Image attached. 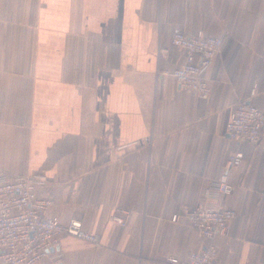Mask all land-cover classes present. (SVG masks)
I'll return each instance as SVG.
<instances>
[{
    "label": "crops",
    "instance_id": "crops-1",
    "mask_svg": "<svg viewBox=\"0 0 264 264\" xmlns=\"http://www.w3.org/2000/svg\"><path fill=\"white\" fill-rule=\"evenodd\" d=\"M175 31L222 39L207 98L171 74L187 52ZM238 100L264 110V0H0V173L44 176L46 215L99 236L65 235L35 264H170L204 248L171 216L237 150L218 200L235 215L208 243L217 264H264V136H226Z\"/></svg>",
    "mask_w": 264,
    "mask_h": 264
},
{
    "label": "built area",
    "instance_id": "built-area-1",
    "mask_svg": "<svg viewBox=\"0 0 264 264\" xmlns=\"http://www.w3.org/2000/svg\"><path fill=\"white\" fill-rule=\"evenodd\" d=\"M172 43L187 50L182 62L171 72L177 85L199 98H207L210 86L203 70L219 52L222 39L202 32L188 34L175 31ZM225 134L238 142L256 143L264 136V110L248 100H238L230 111ZM150 140L149 138L145 139ZM241 150L230 153L226 170L204 189L202 198L192 208H182L171 216L179 217L196 230L206 241L204 248L191 251L184 259L166 256L170 264H217V250L208 240L228 232L235 210L218 203L231 193L229 180L231 167L241 163ZM46 178L37 174H18L9 177L0 173V264H35L44 257L60 256L61 238L73 236L98 243L99 236L82 227L78 218L60 221L46 215L52 200L39 196L36 187ZM111 220L125 225L124 218L113 212Z\"/></svg>",
    "mask_w": 264,
    "mask_h": 264
}]
</instances>
